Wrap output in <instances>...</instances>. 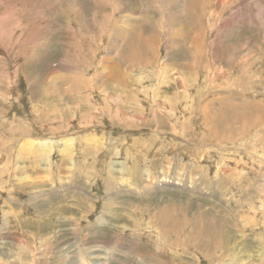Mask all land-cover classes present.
<instances>
[{"label": "rangeland", "instance_id": "rangeland-1", "mask_svg": "<svg viewBox=\"0 0 264 264\" xmlns=\"http://www.w3.org/2000/svg\"><path fill=\"white\" fill-rule=\"evenodd\" d=\"M185 1L0 0V264H264V0Z\"/></svg>", "mask_w": 264, "mask_h": 264}, {"label": "bare ground", "instance_id": "bare-ground-1", "mask_svg": "<svg viewBox=\"0 0 264 264\" xmlns=\"http://www.w3.org/2000/svg\"><path fill=\"white\" fill-rule=\"evenodd\" d=\"M149 1V0H148ZM167 1H169V0H167ZM172 2H173V0H172ZM104 5V4H103ZM184 5H186V9L188 10H190V12L188 11L187 13H189V14H196V17H197V15H198V13H199V10H201L202 11V13L203 14H205L206 12H205V10H203L204 9V7H205V0H186L185 1V4ZM73 7V6H72ZM188 14V15H189ZM95 16V15H94ZM145 16V15H144ZM203 16V15H202ZM201 17V16H200ZM5 18V17H4ZM7 18V17H6ZM142 19H143V17H142ZM196 19V18H195ZM6 21V20H5ZM144 21V20H143ZM7 22V21H6ZM143 23V22H142ZM5 27V26H4ZM142 27V28H141ZM69 28H71V27H69ZM101 28H103V27H101ZM134 28V27H133ZM144 29V24H141V25H139V27H138V31H137V34L139 35V33L140 32H143L144 34H145V30H143ZM74 30V29H73ZM135 30L136 29H134V35H136L135 34ZM139 30H141L140 32H139ZM128 34V33H127ZM132 33H130V35H129V37H128V39H127V43H128V46L130 47V48H134L135 50H136V52L138 51L137 50V42L138 41H136L135 40V42H133L132 40V37H133V34L131 35ZM142 34V33H141ZM138 35H136V39L138 40V38L140 37H138ZM76 36V35H75ZM126 36V35H125ZM124 36V37H125ZM264 36V35H263ZM99 37V36H98ZM154 37V36H153ZM120 38V37H119ZM264 38V37H263ZM121 39V38H120ZM139 39H141V37L139 38ZM128 40H129V42H128ZM149 41V40H148ZM195 41H196V39H195ZM195 41H193V42H195ZM263 41H264V39H263ZM72 42V41H71ZM262 42V41H261ZM5 43V42H4ZM263 43V42H262ZM3 44V43H2ZM115 44V43H114ZM124 44V43H123ZM144 44V43H143ZM244 44V43H243ZM126 45V44H125ZM154 45V44H153ZM261 45V44H260ZM151 48V47H150ZM154 48V47H153ZM132 50V49H131ZM152 50V49H151ZM150 50V51H151ZM153 51V50H152ZM151 51V52H152ZM157 51V50H156ZM32 52V51H31ZM139 52V51H138ZM137 52V53H138ZM119 53V52H118ZM123 53V52H122ZM126 53V52H125ZM147 53H148V51H147ZM121 54V53H120ZM155 53H153V55H154ZM119 55V54H118ZM143 55V54H142ZM127 56V55H126ZM30 57V56H29ZM134 57V56H133ZM135 58H137L136 56H135ZM134 58V59H135ZM140 59V58H139ZM130 68V67H129ZM134 68V67H133ZM120 77H122L121 75H120ZM77 78V77H76ZM226 78H227V76H226ZM121 79V78H120ZM76 80V79H75ZM74 80V81H75ZM118 81V80H117ZM67 83V82H66ZM105 83V82H104ZM236 83V82H235ZM71 84V83H70ZM63 85H64V83H63ZM182 85V84H181ZM212 86V85H211ZM76 87H77V84L76 83H74V84H71V87L70 88H68L69 90H73V92H74V90H75V92H76ZM62 90H64V89H62ZM55 91H59L60 92V90L58 89H55ZM79 91H81L80 89H79ZM62 92V91H61ZM64 92H62L61 94H63ZM236 95V94H235ZM157 97V96H156ZM126 98V97H125ZM127 99V98H126ZM202 99V98H201ZM240 99H241V97H240ZM77 100V99H76ZM140 100V99H139ZM244 100V99H243ZM128 101V100H127ZM127 101H126V103H127ZM222 103H224V102H222ZM249 103V102H248ZM113 105V104H112ZM249 105V104H248ZM160 106V105H159ZM254 106V105H253ZM173 107V106H172ZM238 107H239V105H238ZM209 109V108H208ZM211 109V108H210ZM243 109V108H242ZM257 109V108H256ZM119 110H121V109H119ZM207 110V109H206ZM128 111H130V110H127L126 108H124L123 110H121V114H122V118H124V116L127 118V112ZM205 111V110H204ZM234 111V110H233ZM132 113H133V111H131ZM215 112H216V110H215ZM246 112V111H245ZM250 112V111H249ZM135 113H137V111H135ZM201 113V112H200ZM242 113H243V110H242ZM206 114H209V112L208 111H206ZM251 115L250 116H246V117H244V115H243V117H241V116H238L237 115V113H234V114H231V116L230 115H226V117H229V118H227V120H228V122H231V123H229L230 125H231V128H233V131H236V125L237 126H239V128H241V129H244V130H247L248 131V129L249 128H251V127H258L259 125H264V119H263V116L261 115V114H259V113H257V112H255V113H250ZM138 115V113L137 114H135L133 117H135V116H137ZM210 115V114H209ZM208 115V116H209ZM264 115V114H263ZM214 116H215V114H214ZM217 116H218V114H217ZM121 118V119H122ZM232 119V120H231ZM127 120V119H126ZM187 120V119H186ZM213 120H215V119H213ZM203 122V121H202ZM207 122V121H206ZM219 122V121H218ZM127 123V121L125 122V124ZM234 123V125L232 126V124ZM240 124V125H239ZM257 124V125H256ZM211 126V125H210ZM209 126V127H210ZM264 127V126H263ZM215 128V127H214ZM215 129H217V128H215ZM230 129V128H229ZM203 130V129H202ZM218 131V130H217ZM213 134H215L216 133V131H214V130H212L211 131ZM224 132V131H223ZM228 132V131H227ZM260 132V131H259ZM203 133V132H202ZM210 133V132H209ZM241 133H242V131H241ZM246 132H244V134H245ZM216 135V134H215ZM224 135V134H223ZM226 135V134H225ZM220 136V135H219ZM240 136V135H239ZM243 136V135H242ZM220 137H222V136H220ZM245 137V136H244ZM208 138V137H207ZM222 138H224V137H222ZM243 138V137H242ZM262 138V137H261ZM219 139V138H218ZM131 140V139H130ZM230 140H231V142H234V141H236V136H233L232 135V138L230 137ZM238 140V139H237ZM263 140V139H262ZM253 141V140H252ZM258 141V140H257ZM264 141V140H263ZM255 142V141H254ZM261 142V141H260ZM263 143V142H262ZM43 144H45V146L48 144V142L46 141V143L45 142H40V141H38L37 143H28V146H27V148H28V150L31 152V153H33V155H37L38 157H40V154L42 153L41 152V149H40V145H43ZM259 144V143H258ZM77 146V145H76ZM230 146V145H229ZM232 146V145H231ZM236 146V145H235ZM263 146V145H262ZM261 146V147H262ZM43 147H44V145H43ZM260 147V146H259ZM258 147V148H259ZM239 148V147H238ZM237 148V149H238ZM241 148V147H240ZM245 148V147H244ZM248 148V147H247ZM251 148V147H250ZM153 149V148H152ZM236 149V148H235ZM253 149V148H252ZM251 149V150H252ZM263 149V148H262ZM125 150V149H124ZM161 150V149H160ZM250 150V149H249ZM255 150V149H254ZM144 151H146V150H144ZM203 151V150H202ZM247 151V150H246ZM256 151V150H255ZM192 152H194V151H192ZM191 152V153H192ZM199 152V151H198ZM207 152V151H206ZM40 153V154H39ZM129 153V152H128ZM149 153V152H148ZM200 153V152H199ZM235 153V152H234ZM1 155H0V157L2 158L3 156H2V154L3 153H0ZM48 154V153H47ZM47 154H46V156H47ZM215 154V153H214ZM233 154V153H232ZM236 154V153H235ZM254 154V153H253ZM43 155V154H42ZM49 155V154H48ZM223 155V154H222ZM238 155V154H237ZM44 156V155H43ZM224 156V155H223ZM49 157V156H48ZM236 157V156H235ZM245 157V156H244ZM248 157V156H247ZM219 158V157H218ZM228 158V157H227ZM258 158V157H257ZM2 159H4V157L2 158ZM226 159V158H225ZM256 159V158H255ZM208 160V159H207ZM239 160V159H238ZM259 160V159H258ZM3 161V160H2ZM214 161V160H213ZM224 162V161H223ZM235 162V161H234ZM241 162V161H240ZM257 162V161H256ZM260 162V161H259ZM218 163V162H217ZM220 163V162H219ZM242 163V162H241ZM223 164H227V163H223ZM238 164V163H237ZM262 165V164H261ZM216 166V165H215ZM219 167V166H218ZM217 167V168H218ZM215 168V167H214ZM225 168V167H224ZM223 168V169H224ZM263 168V167H262ZM218 170H220V169H218ZM218 170H217V172H218ZM221 170H222V168H221ZM260 170V169H259ZM259 170H257V171H259ZM150 171V170H149ZM223 171V170H222ZM221 172V171H220ZM263 173V172H262ZM113 172L111 173V176L113 177V178H115L113 175ZM261 174V173H260ZM135 175V174H134ZM166 175V174H165ZM216 175V174H215ZM262 176H263V174H261ZM181 176V175H180ZM172 177V176H171ZM152 178V177H151ZM154 179V178H153ZM152 179V180H153ZM156 179V178H155ZM118 180V179H117ZM173 180V179H172ZM172 180H170V179H168V177H166V176H164V178H162V179H160L159 181L162 183V184H160V185H164V182H167V183H170V182H173V183H171L170 185H176V181L174 182V181H172ZM183 181V180H182ZM226 181V180H225ZM154 182V181H153ZM152 182V183H153ZM108 183V185H109V183H111V180L109 181V182H107ZM167 183H165V184H167ZM175 183V184H174ZM227 184V183H226ZM235 184V183H234ZM107 185V186H108ZM146 185V184H145ZM148 185H151V184H147V186ZM224 185V184H223ZM233 185V184H232ZM157 186V185H156ZM252 186V185H251ZM141 187V186H140ZM166 188V187H165ZM261 188H263V187H261ZM147 189V188H146ZM263 190V189H262ZM259 192V191H258ZM264 194V193H263ZM162 199V198H161ZM264 201V200H263ZM263 203V202H262ZM259 206H260V204H259ZM255 207V206H254ZM141 208V207H140ZM164 209V208H163ZM162 209V210H163ZM169 213H170V210H167V208H166V211L165 210H163V212H161L160 214H162L163 216H167V217H165V218H162V216H156V221L158 222V224H160V222L161 223H166V221L167 222H169L170 220H169ZM172 213V212H171ZM213 222V221H212ZM179 223V222H178ZM171 225V224H170ZM210 225V224H209ZM169 229H171V228H169ZM214 229V228H213ZM174 230V229H173ZM172 229H171V232L173 231ZM218 230V229H217ZM221 230V229H220ZM219 230V231H220ZM205 232H203V234H204ZM220 232H218V234H219ZM213 234V233H212ZM210 239V238H209ZM214 239V238H213ZM178 240V239H177ZM184 240H185V238H184ZM195 240V239H194ZM207 240H208V238H207ZM189 241V240H188ZM191 241V240H190ZM182 242H183V240H182ZM209 243H210V241H209ZM223 243V242H222ZM91 247H93V246H91ZM90 247V249H92ZM94 248V247H93ZM208 248V247H207ZM218 248V247H217ZM220 248V247H219ZM214 251H216V250H214ZM218 251V250H217ZM208 253V252H207ZM207 255V254H206ZM214 256V255H213ZM210 257H211V255H210ZM72 264V263H71ZM75 264H81V263H78V260H77V263H75Z\"/></svg>", "mask_w": 264, "mask_h": 264}]
</instances>
